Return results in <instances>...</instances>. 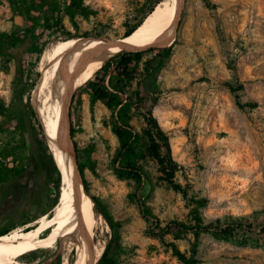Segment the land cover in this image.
Here are the masks:
<instances>
[{
	"label": "rangeland",
	"instance_id": "obj_1",
	"mask_svg": "<svg viewBox=\"0 0 264 264\" xmlns=\"http://www.w3.org/2000/svg\"><path fill=\"white\" fill-rule=\"evenodd\" d=\"M83 1L94 13L72 19L65 16L64 31L73 35L65 42L81 37L122 38L148 0ZM210 1L215 4L211 10L202 0H183L170 55L154 74L161 92L152 114L168 137L174 164L168 162L154 130L147 126L142 109L133 106L129 124L139 134L142 150L134 172L141 178L122 176L111 110L99 100L91 103L83 88L68 103V124L71 120L74 129L69 137L81 158L86 183L79 191L74 181L70 193L84 192L90 200L95 196L107 206L118 223L117 245L110 250L118 264H182L173 245L186 256L198 258L199 264H264V0ZM24 25L25 18L13 14L6 0H1L0 32ZM59 40L58 36L48 41L39 58H31V78L38 75L33 89L40 81L46 53ZM30 44L27 38L12 48L13 58L0 71V99L7 102L13 97L22 107V83L14 88L12 82L22 76L20 59ZM152 57L145 52L142 62ZM157 63L158 59L151 64ZM143 68L141 63L126 86L132 96ZM226 81L242 83L240 100L255 105L240 108ZM63 139L67 143L66 135ZM23 159L22 172L0 184V230L32 227L37 219L23 222L53 197L55 174L32 134ZM198 198L206 199L203 206L196 204ZM139 201L157 220L142 215ZM93 211L97 215L94 204ZM197 212L204 222L226 215L246 220L243 226L223 232H201L197 239L190 231L162 232L170 222L194 224ZM112 233L102 221L94 229L93 240L106 246ZM64 254L58 239L54 248L33 250L20 260L49 264L59 255L62 264ZM74 254L75 250L69 253L68 264Z\"/></svg>",
	"mask_w": 264,
	"mask_h": 264
},
{
	"label": "trees",
	"instance_id": "obj_2",
	"mask_svg": "<svg viewBox=\"0 0 264 264\" xmlns=\"http://www.w3.org/2000/svg\"><path fill=\"white\" fill-rule=\"evenodd\" d=\"M6 2L13 14L21 15L25 18V25L20 29L0 32V71L4 70L13 58L10 53L12 48L24 42L27 38L31 39V44L22 52L20 59L22 76L21 78L15 76L12 82L14 88L22 83L21 95L24 97V107L20 106L13 97L7 102L4 99H0V184L22 172L23 156L30 134H32L38 149L45 155L51 172L55 174L51 184L53 197L44 206H39L36 213L23 222V224H26L51 212L58 199L60 183V173L50 152L43 127H41L42 125L30 105L31 97L29 102V93L33 89L38 75L36 78H31L30 70L32 67H28V65L31 64V58L36 60L39 58L42 47L48 41L58 36L61 40H66L73 36L70 32L64 31L63 18L65 16L72 19L77 15H92L94 11L84 4L83 0H6ZM159 2L161 0H148L137 14L133 23L127 27L124 36L130 35L137 26L142 24L144 18ZM202 2L210 10L215 8V4L210 0H202ZM217 31L221 36L220 28ZM145 52H151L153 57L142 62V56ZM170 52L171 45L169 47L153 46L146 50L119 52L110 57L85 84L76 89L71 98L72 101L76 93L83 88L88 94L91 103L99 100L111 110V130L120 144L117 155L119 171L122 176L133 177L137 181H140L141 177L134 172L136 169L135 162L141 156L142 150L140 136L129 124L130 111L133 106L142 109L147 126L154 130L168 162L174 164L168 137L152 114L153 106L161 92L154 74L160 68L162 61L170 55ZM156 59H158L157 65L152 66L151 63ZM141 63H144V73L137 82L134 95L132 96L126 91V86ZM225 84L234 94L236 103L240 108L255 105L253 101L242 102L240 100L239 92L243 89L242 83L226 81ZM69 127L70 134L73 136L74 129L71 126V120ZM74 146L76 148L75 143ZM80 159L77 155L78 164L81 162ZM78 166L82 183L86 184L83 178V167L80 164ZM84 189L87 192L86 186ZM91 200L96 211L102 214L113 232L110 241L106 244L96 264H118L117 257L110 253L111 247L117 245L115 241L117 240L118 223L113 219L107 206L99 198L91 196ZM195 202L198 206H203L206 199L198 198ZM139 207L146 219L157 220L144 202L139 201ZM245 220V217L242 216L226 215L223 218L216 217L204 222L199 212H197L194 224L170 222L162 227V232L180 233L190 231L194 233L197 239L201 232L214 234L223 232L232 226H243ZM8 231L6 229L0 230V235ZM172 247L173 252L182 264H199L198 258L193 255L186 256L175 245ZM31 252L24 254L20 259L24 260ZM59 261L60 258L57 255L49 264H59Z\"/></svg>",
	"mask_w": 264,
	"mask_h": 264
},
{
	"label": "bare ground",
	"instance_id": "obj_3",
	"mask_svg": "<svg viewBox=\"0 0 264 264\" xmlns=\"http://www.w3.org/2000/svg\"><path fill=\"white\" fill-rule=\"evenodd\" d=\"M179 1L162 0L157 3L124 41L135 44L171 43ZM86 38H77L72 42L59 40L46 51L40 81L31 94V105L40 116L50 152L56 166L60 167H57L61 175L59 195L50 215H42L30 228L14 229L0 235V264H24L20 260L24 254L39 248H54L58 239L65 250L62 264H68V255L72 250H75V259L71 264H96L105 248V244L94 241L93 236L94 229L106 220L102 214H95L93 203L84 192L74 196L70 193L74 181L78 186V179L70 161L68 144L62 141L66 135V107L75 90L85 84L110 57L140 48H127L116 40L110 43L105 38Z\"/></svg>",
	"mask_w": 264,
	"mask_h": 264
},
{
	"label": "water",
	"instance_id": "obj_4",
	"mask_svg": "<svg viewBox=\"0 0 264 264\" xmlns=\"http://www.w3.org/2000/svg\"><path fill=\"white\" fill-rule=\"evenodd\" d=\"M182 3H183V0H180L179 1V4H178L177 11H176L175 18L178 17L179 10L181 8ZM173 34H174V30L172 31V34L171 35H173ZM125 37L126 36H124L123 39L116 40V41L117 42H120V44L126 46L127 48H135V47H138V48H140V50H146V49L151 48V47L154 46V44H135V43H129V42L124 41ZM105 39H108V38H105ZM108 40L110 41V43L116 42V41H113V40H110V39H108ZM171 40H172V43H173L174 40H175V36L174 35H173V38ZM169 43L170 42H168V43H162V44H159V46L166 47V46L172 45V43H170V44ZM125 51H139V50H125ZM68 117H69V115H68V105H67V107H66V114H65V118H66V126H65V130H66V140H67V143H68V148H69L68 150H69V153H70V161L72 163V166H73L74 170L76 171L77 179H78V187H80L81 184H83V183H82V180H81L80 171H79L78 166H77V156L75 154V151H74V148H73V144H72V142L70 140V137H69L70 136V127H69V124H68ZM39 121H40V118H39Z\"/></svg>",
	"mask_w": 264,
	"mask_h": 264
}]
</instances>
